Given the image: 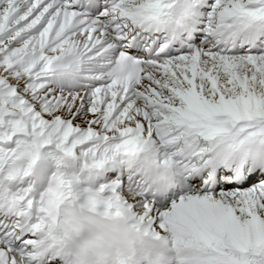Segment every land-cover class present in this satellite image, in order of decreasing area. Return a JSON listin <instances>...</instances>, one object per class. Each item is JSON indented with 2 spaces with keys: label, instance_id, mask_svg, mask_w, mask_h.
Returning <instances> with one entry per match:
<instances>
[{
  "label": "snow or ice",
  "instance_id": "obj_1",
  "mask_svg": "<svg viewBox=\"0 0 264 264\" xmlns=\"http://www.w3.org/2000/svg\"><path fill=\"white\" fill-rule=\"evenodd\" d=\"M140 152L166 190L99 176ZM128 224L158 243L124 264H264V0H0V264Z\"/></svg>",
  "mask_w": 264,
  "mask_h": 264
},
{
  "label": "bare ground",
  "instance_id": "obj_2",
  "mask_svg": "<svg viewBox=\"0 0 264 264\" xmlns=\"http://www.w3.org/2000/svg\"><path fill=\"white\" fill-rule=\"evenodd\" d=\"M77 7V6H74ZM152 157V163L157 164L161 170H162V177L163 181L155 184V188H158L160 191H163L164 188H167L169 186L171 177H172V168L169 164H167L162 155L158 153H149ZM79 160L72 162L69 170H74L75 168L79 167ZM54 162L48 157L44 156L39 164L37 165V171H43L47 172L48 174L51 173V171L54 169ZM124 171V172H136L140 179L147 185V187H150V184L148 183V171L146 166L141 165L134 161V159H130L128 163L126 161H112L106 163L105 167L100 171L99 176L103 177L106 176L109 171ZM154 188V189H155Z\"/></svg>",
  "mask_w": 264,
  "mask_h": 264
},
{
  "label": "clouds",
  "instance_id": "obj_3",
  "mask_svg": "<svg viewBox=\"0 0 264 264\" xmlns=\"http://www.w3.org/2000/svg\"><path fill=\"white\" fill-rule=\"evenodd\" d=\"M102 251L106 254L105 255V264H113V256H114V248L105 245ZM93 259H95V253L93 252Z\"/></svg>",
  "mask_w": 264,
  "mask_h": 264
}]
</instances>
